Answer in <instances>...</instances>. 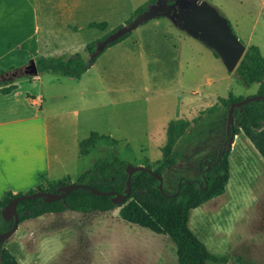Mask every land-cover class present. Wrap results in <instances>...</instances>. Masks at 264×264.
Returning a JSON list of instances; mask_svg holds the SVG:
<instances>
[{"label": "rangeland", "instance_id": "1", "mask_svg": "<svg viewBox=\"0 0 264 264\" xmlns=\"http://www.w3.org/2000/svg\"><path fill=\"white\" fill-rule=\"evenodd\" d=\"M204 1L227 19L233 33L246 48L255 45L264 57V0ZM38 2L42 12H50L54 22H77L83 27L88 22L108 23L102 32L84 27L74 37L53 34L55 47L60 50L55 54L64 53L70 57L78 53L87 60L89 56L84 53V48L88 43L130 22L136 16L135 11L148 0ZM152 20L160 21L157 25L151 23L149 31L141 29ZM152 20L133 30L126 38L128 44L136 38L143 41L140 54L106 50L97 58L89 73V81L94 83L91 87L102 90L105 86V103L103 108L99 107V122L90 120L89 124H84L80 139L88 140L91 133L86 131L94 128L97 133L113 139L100 140L96 145L86 147L77 144L69 130L55 135L52 132L49 139L51 171L47 176L50 181L68 175L70 183H76L82 173L115 151L129 165L148 164L156 169L162 161L155 163L147 157L160 159L161 153L144 155L141 148L148 147L150 143L145 133L149 117H153L156 111L162 113V110L171 119L191 122L189 131H193L196 142L191 147L183 146V158L177 159L175 166L163 170L166 183L171 188L175 178L182 174L196 178L201 171L199 159L211 153L217 140L219 130L213 121H222L223 112L198 123H192L193 120L213 106L219 97L236 94L247 98L256 95L257 84L247 87L237 81L233 73L224 69L219 58L214 59L210 50L180 31L169 19L159 17ZM155 29L165 33L169 46L158 55L151 56L145 40L154 34ZM249 36L250 43L247 42ZM181 37L186 38L185 43ZM189 56L194 57L195 68L193 61L191 66L188 63ZM205 73L210 75L212 84H205ZM40 76V81L21 77L15 84L21 95L25 92L37 93L41 84L42 93L48 96V110L53 113L54 76L45 73ZM11 77L9 73L5 78ZM179 102L182 105L178 108ZM189 110L195 112L188 115ZM66 127H70L69 121ZM234 170L232 168V184L237 178ZM248 190L249 187L244 185L235 192H229V202L220 209L219 204L209 208V203H206L191 211L190 230L210 253L226 259L225 263L208 264H264V229L261 225L264 218H261L263 214L257 198L250 196ZM118 210L91 214L66 211L30 219L18 224L4 246L19 264H177L175 247L168 237L120 220Z\"/></svg>", "mask_w": 264, "mask_h": 264}, {"label": "trees", "instance_id": "2", "mask_svg": "<svg viewBox=\"0 0 264 264\" xmlns=\"http://www.w3.org/2000/svg\"><path fill=\"white\" fill-rule=\"evenodd\" d=\"M155 1L148 0L144 6L135 11L134 15L143 12L147 5L153 4ZM87 28L105 31L107 23L104 21L91 22ZM108 34L106 33L99 40L85 46L84 53L89 56L87 60L78 53L70 57L34 58L38 74L48 73L60 77L80 78L107 48L118 44L130 35L129 33L108 45L100 55L90 59L96 49V43L103 40ZM214 55L216 56V54ZM25 66H11L6 70L0 69L1 95H8L15 91L17 89L15 81L18 78H30V76L23 74ZM9 73L12 74L11 78L1 79L8 76ZM233 74L238 81L247 87L258 84L256 95H264V57L257 46L250 45L246 48ZM242 99V97L235 98L231 94L226 98L219 97L213 106L204 110L198 118L193 120L192 123H198L216 117L218 113L223 112L222 121H213V125L219 130L217 140L212 146L211 153L199 159L201 171L196 178H190L183 174L179 175L170 188L163 176L165 168L175 166L177 159L183 158L181 151L183 146L191 147L196 144L193 131H189L191 122L182 119L172 120L166 129V143L161 148V164L156 169H152L148 164L144 166L162 176L163 192L159 191V182L151 174L138 171L131 177L129 198L121 204L115 205L111 195L97 196L87 189H75L64 199L51 203L45 202L42 197L18 202V224L47 214H62L66 211L91 214L96 212L108 213L119 209L120 220L148 229L154 234L168 237L174 244L177 264L225 263L224 257L219 258L211 254L190 230L189 218L192 210L224 193L229 179L228 158L231 146L222 147V145L228 141L231 134L235 137L243 132L264 160V100L250 102L240 108H235L233 111L234 125L231 127L230 134H226L225 126L229 106ZM109 139L108 136L92 133L88 140L81 141L79 145L91 147L100 140ZM128 166L129 163L122 160L115 151L82 173L76 183L88 185L100 192L113 191L123 194L126 189L128 176L126 168ZM39 178L40 183L35 189L26 193L13 194L11 191L3 193L0 199V233L10 230L13 225V219L7 221L2 217V211L10 200L23 194L35 192L59 194L61 193L60 188L70 184L68 176L57 181H49L42 174L39 175ZM180 179L183 181L179 187ZM4 244L5 241L0 242V264H19Z\"/></svg>", "mask_w": 264, "mask_h": 264}, {"label": "crops", "instance_id": "3", "mask_svg": "<svg viewBox=\"0 0 264 264\" xmlns=\"http://www.w3.org/2000/svg\"><path fill=\"white\" fill-rule=\"evenodd\" d=\"M49 14L50 12L47 11L42 12L38 0H0V69L6 70L11 66H25L34 58L63 56L64 53L55 54L60 50L55 47L53 34L74 37L91 23L88 22L83 27L77 22H54L53 17ZM159 21L152 20L140 28L149 31V25L151 23L157 25ZM73 28H76V30H73ZM153 33L145 40L146 48L151 56L158 55L167 49L166 46H169L165 33H160L157 29ZM180 39L184 43L186 42V38L181 37ZM247 42H251L250 36ZM141 44H143V41L139 38L134 39L129 44L126 39L106 50L109 52L115 51L116 53L121 51L125 54L127 52L140 54ZM211 53L212 57L216 59L212 51ZM192 61L193 68H195V59L189 56L188 63L190 66ZM122 62L124 60L120 61L119 64H122ZM91 68L78 79L53 75V113L48 110L46 102L48 96L45 97L42 93L41 84L35 94L25 92L21 95L18 87L8 95L0 94V199L6 191L17 194L38 185L40 182L39 175L41 174L50 181L47 176L51 171L49 139L52 132L55 135L69 130L75 142L79 144L83 141L80 139V133L85 128L84 124L86 126L90 120L99 122V107L103 108L105 103V86L103 85L102 90L91 87L94 85L89 81ZM41 74L32 77V80L40 81ZM203 76L205 84H212L213 80L208 73ZM181 77H183L182 73ZM198 78H200V75ZM233 97L237 98L238 95L235 94ZM180 104L182 105L179 102L178 108ZM163 111L162 113L161 111H153V117H149V124L145 133L150 143L148 147L141 148L144 155H151L152 152L155 154L161 153V148L166 143V129L168 123L174 119L165 116ZM195 111L189 110L188 115ZM91 112L92 116L90 117ZM156 113L160 114L154 116ZM182 114L185 113L182 112ZM177 115L175 119H177ZM68 121L70 127H66ZM95 130V128L88 129L86 132L97 133ZM108 137L113 139L110 136ZM228 159L229 179L225 191L222 195L210 200L211 202H206L209 203V208L219 204L220 209L221 206L229 202V192H235L245 185L249 187L248 194L256 197L259 202V209L263 214L262 217L261 214L259 215V219L264 218V160L243 132L233 138ZM147 160L157 163L162 160V155L160 159L147 157ZM232 168L235 169L234 173L237 176L233 184L231 182ZM209 215L211 216V213ZM261 225L264 229V223Z\"/></svg>", "mask_w": 264, "mask_h": 264}, {"label": "water", "instance_id": "4", "mask_svg": "<svg viewBox=\"0 0 264 264\" xmlns=\"http://www.w3.org/2000/svg\"><path fill=\"white\" fill-rule=\"evenodd\" d=\"M169 1L170 0H156L153 4H149L143 12L137 14L130 22L116 28L103 40L98 41L96 43V49L90 56V59L100 55L108 45L131 33L142 24L155 18L165 17L169 19L180 31L199 41L206 48L216 54L226 71L228 73H233L244 55L246 47L235 36L227 19L221 16L213 6L204 0H174L172 4H169ZM23 74L30 77H36L38 75V70L34 60H30L28 62L23 70ZM1 79L5 80L6 78L2 77ZM259 100H264V95H254L243 98L242 100L232 103L229 106L225 126L226 134H230L231 127L234 124V109L240 108L247 103ZM233 138L234 136L231 134L228 141L224 142L222 147L227 145L231 146ZM138 171L148 172L151 174L159 182V191L163 192V180L161 175L148 170L144 166L129 165L126 168L128 176L126 189L123 194L113 191L100 192L88 185L70 183L60 188L61 193L59 194L35 192L33 194H23L15 197L7 203L2 211L3 219L7 221L13 219V225L10 230L0 233V242L10 239L18 228V202L42 197L45 202L51 203L64 199L75 189H87L90 190L92 194L97 196H113L112 202L115 205H118L125 202L129 198L131 177ZM182 181L183 179L179 180V187Z\"/></svg>", "mask_w": 264, "mask_h": 264}, {"label": "flooded vegetation", "instance_id": "5", "mask_svg": "<svg viewBox=\"0 0 264 264\" xmlns=\"http://www.w3.org/2000/svg\"><path fill=\"white\" fill-rule=\"evenodd\" d=\"M173 1H174V0H170V1H169V4H172V3H173Z\"/></svg>", "mask_w": 264, "mask_h": 264}]
</instances>
